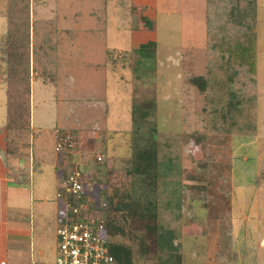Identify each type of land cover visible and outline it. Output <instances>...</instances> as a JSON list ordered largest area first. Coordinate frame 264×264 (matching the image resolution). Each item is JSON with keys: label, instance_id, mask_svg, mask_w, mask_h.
Masks as SVG:
<instances>
[{"label": "rangeland", "instance_id": "rangeland-1", "mask_svg": "<svg viewBox=\"0 0 264 264\" xmlns=\"http://www.w3.org/2000/svg\"><path fill=\"white\" fill-rule=\"evenodd\" d=\"M192 1L187 0L182 20L176 17L166 23L159 10L154 33L129 25L130 5L117 10L111 0H79L81 16L71 21L78 25H69L78 30L62 39L55 22L34 23L31 0H0V145L7 144L14 157L10 162L17 159L25 168L32 156L36 178L43 168L54 180L48 194L57 213V194L62 192L57 161L93 177L103 167L111 173L98 175L104 187L109 183L110 191L128 189L129 172L135 168L136 152L146 147L145 138L153 131L162 136L160 141L172 135L169 141L180 158L181 206L175 213H164L165 198L146 195L154 200L157 212L159 208L160 213H154L158 225L175 233L182 264H264V0L256 4V82L253 86L244 68L237 84H232L239 104L247 100L253 106L255 130L245 129L246 134L232 121L248 107L240 105L225 124L208 116L210 111H225L227 92L212 84L225 56L215 48L216 42L207 49L205 34L241 35L243 30L225 24L227 11L233 6L245 8L251 0H216L215 5L207 0L206 28L193 20L187 27L179 26L192 16ZM155 35L157 52L152 48V58L150 49L124 53L125 41L114 42L120 36L119 40L139 42ZM183 48L191 52L180 55ZM106 63L113 72L105 83ZM68 76L74 81H67ZM200 76L209 81L206 92L190 84ZM24 84L29 92H21ZM218 92L221 103L214 102ZM102 98L111 102L107 116L104 107L91 105ZM33 114L36 126L31 130ZM42 122L47 126L40 127ZM68 134L71 139H65L71 148L56 151ZM99 154L104 157L100 165ZM60 163L58 176L64 180L69 171ZM58 228L56 224L49 235L46 264H56ZM133 238L137 264L167 259L169 251H158L151 240L144 249L143 231Z\"/></svg>", "mask_w": 264, "mask_h": 264}, {"label": "trees", "instance_id": "trees-1", "mask_svg": "<svg viewBox=\"0 0 264 264\" xmlns=\"http://www.w3.org/2000/svg\"><path fill=\"white\" fill-rule=\"evenodd\" d=\"M210 1L211 5L216 4V0ZM256 4L257 0H251V2H246L245 5L247 7L245 8H243L244 6H233L227 11L229 15L226 14L227 19L225 20V24L227 25L228 23L233 28L243 30L241 35H237L235 38L225 36L221 38L216 35L211 36L210 34L208 35L207 41V49H209L211 44L216 42L215 48L220 49L219 52L225 56V60H222L219 67L221 70L220 75L217 76L218 78L212 84L213 86L221 85V88L227 92L224 98L225 104L222 106L226 108L220 109H224L225 111H220V113L210 111L208 116L210 119L219 120L225 124L228 120L232 121V112L234 110L238 111L241 108L240 105L246 108L248 107V110H245L242 115H238L232 121L236 123L238 128L242 127L241 129L244 130L242 133L244 134H246L245 129L249 131L255 130L254 110L253 106L247 100H241L239 104V101H237V93L233 89L232 84H237L239 75L242 74L244 68V71L249 74L253 86L256 82V40L258 30ZM152 48H155L156 54L157 50L153 42L141 46L139 50L150 49L152 58L154 55L152 54L154 53V51L152 52ZM208 57L210 59L212 54H209ZM20 76L22 80L23 75ZM208 83V79L203 76L193 77L190 80V84L202 92L208 90ZM21 92H29V85L27 87L24 84ZM20 98L18 97L16 99ZM22 100L23 102H29L27 99L24 100L22 98ZM214 102H223V97L220 92L216 94ZM150 105L147 104V106ZM134 112L136 114V111ZM143 115L147 116L145 114ZM28 127L30 128V125ZM9 131L11 133L12 130L9 129ZM159 137L162 136H159L157 131H153L151 135L145 138L146 147L136 152L135 168L129 172L132 180L128 189L115 187L113 191H110V189L108 190L110 187L109 183L104 187L99 179L101 176L98 177V175L106 171L103 167L96 168L98 175L92 176L93 178L91 179L94 184L98 203H105L104 216L106 217V230L111 240V251L116 258L117 264H137V252L134 246L136 238L132 239V235H136V233L141 231H143L144 236L142 239L144 249L151 240L158 251H169L167 259L160 260L159 264H182V257L178 253L179 245L174 244L173 240L175 233L170 228L164 230L158 225L157 215L154 213H160L159 208H157V212L154 207V200L152 199L151 201L146 195L160 194V199L165 198L164 213H175L176 209L181 206L180 194L182 188L179 187L181 180L177 179L179 171H181L179 169V154L174 153L176 151L173 150L172 144L169 141L173 137L172 135H166L165 139H168L167 141L165 139L160 141ZM62 139H65V136ZM62 139L60 141L62 148L58 152H62L65 147L71 148L70 146H72L69 143H65ZM97 164L100 165L102 163H98L97 161ZM106 172H108L107 175L110 177L111 173L109 171Z\"/></svg>", "mask_w": 264, "mask_h": 264}, {"label": "crops", "instance_id": "crops-1", "mask_svg": "<svg viewBox=\"0 0 264 264\" xmlns=\"http://www.w3.org/2000/svg\"><path fill=\"white\" fill-rule=\"evenodd\" d=\"M87 1L90 2L91 0ZM93 1L94 0H92V3H94ZM78 2L79 0H31L34 23L49 25L46 22H55L58 27L56 32L62 39L65 38L63 35H73L78 29H76V27H71L77 26L78 24L74 25L71 21L77 22L79 20L78 17L81 16L78 10L80 9V4H77ZM111 2L117 10L123 9L125 4H127L128 8L131 7L129 25L132 23L136 24L134 28L142 32L150 31L155 33V28L157 27L155 19L159 10L163 12V17L165 18L164 22H166V20L170 21V19H176V17L177 20H182L184 12L187 13L185 11L187 0H111ZM75 8L77 9L75 10ZM70 9H74L75 12L72 13L69 11ZM206 13L207 0H193L192 16L186 19L187 23H181L179 26L187 27L190 20H193L192 24L195 23L200 26V23H202L203 28H206V20L203 21V17ZM198 15L201 16L200 19L197 17ZM69 25L71 27H69ZM205 35L207 42L208 35ZM120 38L116 37L117 40H113L116 44L125 41L124 53L132 52L133 49L139 50L141 46L151 42L157 44L158 41L156 35L146 40H139V42L135 40H119ZM71 43L75 44V42ZM119 46L120 45L115 48L118 49ZM129 48L130 50L126 51ZM64 50L68 51L67 46H65ZM187 51L191 52L190 49L184 50L183 48L182 51L180 50L179 54L186 55ZM102 69L106 74L104 78L106 83L108 79L107 75L109 76V72H113V70L110 69L107 63ZM67 71L68 68H66V72ZM69 72H72L71 67L68 73ZM67 81L73 82L74 79L71 80L68 76ZM102 101L105 103H100ZM34 103L35 100L33 97V108ZM118 104H122V102H118ZM91 105L93 107H104L106 112L105 116L109 115L112 109L111 102L104 98L100 101L94 100ZM32 120L34 121V126ZM32 120L30 128L34 130L36 126V117L34 114ZM39 124L40 127L47 126L45 122ZM96 134L97 132L94 133V136ZM30 157L29 165L24 168V163L20 162L19 164V160L17 159L10 162L14 157L10 155L6 143L0 145V263L46 264L43 261H48L49 254L51 253L50 245L52 243V238L50 239L49 235L53 227H55L56 224L59 226L62 220L61 203L56 201L57 213H55L53 208L54 203L49 199V188L53 186L54 180L48 176V173L43 171V168L38 169L39 175L36 178L35 162L32 160V156ZM60 162L59 160L55 164L56 179L59 185L62 182L58 176L60 175L58 172V165ZM60 164L62 168L68 171L72 169L70 168L71 166L65 163L63 165L62 163ZM55 237H57V231Z\"/></svg>", "mask_w": 264, "mask_h": 264}, {"label": "built area", "instance_id": "built-area-1", "mask_svg": "<svg viewBox=\"0 0 264 264\" xmlns=\"http://www.w3.org/2000/svg\"><path fill=\"white\" fill-rule=\"evenodd\" d=\"M61 148L60 143L57 151ZM103 158L99 154L96 160L101 163ZM92 178L88 171L74 168L61 182L62 192L57 198L63 218L57 230L56 264H117L106 230L105 203H98Z\"/></svg>", "mask_w": 264, "mask_h": 264}]
</instances>
